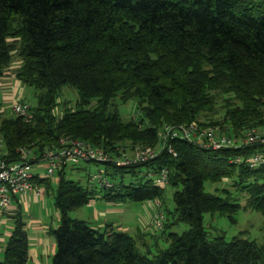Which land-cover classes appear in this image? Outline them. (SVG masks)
<instances>
[{"label":"trees","instance_id":"obj_1","mask_svg":"<svg viewBox=\"0 0 264 264\" xmlns=\"http://www.w3.org/2000/svg\"><path fill=\"white\" fill-rule=\"evenodd\" d=\"M14 77L33 90V119L26 123L0 112L1 157L21 161L19 150L41 153L69 136L112 157L131 156L136 146L158 149L164 124L219 126L237 134L264 126V0H0V78L12 57ZM76 92L73 104L58 101L61 89ZM132 100L124 120L118 104ZM59 107V108H58ZM175 155L158 151L146 162L104 164L105 175L144 166L134 186L112 182L101 198L119 202L157 200L162 229L131 235L106 224L95 228L68 211L88 204L95 187L67 179L64 165L52 178L34 177L44 191L55 184L58 225L52 264H264V245L241 236L207 237L204 213L231 218L240 205L230 190L205 192L204 182H225L243 195L245 207L264 214V165L230 163L235 155L263 152L241 148L202 149L180 138L168 140ZM30 163H33L29 159ZM167 184H154L160 169ZM88 177V175H87ZM54 179V181H53ZM172 190L167 206L166 189ZM16 196L3 212L11 223L0 264H27L29 239ZM232 219V218H231ZM185 224L180 234L174 226ZM167 243L141 252L146 238Z\"/></svg>","mask_w":264,"mask_h":264},{"label":"built area","instance_id":"obj_2","mask_svg":"<svg viewBox=\"0 0 264 264\" xmlns=\"http://www.w3.org/2000/svg\"><path fill=\"white\" fill-rule=\"evenodd\" d=\"M30 105L20 98L11 102L10 113L24 122L32 121L33 116ZM158 149L136 146L131 156L114 158L102 149L93 147L82 140L63 136L58 139L57 146L46 149L41 153L29 152L24 148L19 150L22 160L6 162L2 159V141L0 139V213L9 212L12 209V199L16 196H30L42 198L43 189L32 184L34 177L52 178L56 170L64 165H76L81 162L114 163L124 166L132 163L146 162L156 156L158 151L166 150L175 155L168 140L180 138L187 142L198 145L202 149L218 150L222 148H241L251 144L264 145V126L252 127L240 130L237 134L223 131L219 126H208L203 130L197 128L195 123L178 128L170 124H164L158 131ZM29 159L33 161L30 163ZM230 163H245L249 168H258L264 165V151L254 152L243 157L235 155L229 159ZM39 167V170L33 169ZM42 170V171H41ZM87 182L90 187L109 189L112 182L106 177L104 169L88 174ZM154 184L164 187L167 184V171L160 169L154 178ZM153 213L145 216V226L148 229L158 231L162 229L164 216L159 209V202L152 200L146 202ZM144 221V220H143Z\"/></svg>","mask_w":264,"mask_h":264},{"label":"rangeland","instance_id":"obj_3","mask_svg":"<svg viewBox=\"0 0 264 264\" xmlns=\"http://www.w3.org/2000/svg\"><path fill=\"white\" fill-rule=\"evenodd\" d=\"M19 63V58L13 56L9 67L5 71L8 72V74H6L7 80L0 81V112L3 116L11 114L10 106L14 99L20 98L30 106H33L35 103L33 90L30 87L22 85L14 77L15 70ZM76 97L77 95L75 90L67 86H63L58 101L60 103L68 101L70 104H73ZM117 110L120 117L127 120L134 111V102L130 100L125 103L118 104ZM34 168L35 170L40 169L39 167H33V169ZM99 169H104V164L97 162H81L77 165V167H75V169L67 168L65 170V176L67 179L78 181L82 186H85L87 175L95 173ZM125 171L126 172H122V170H119L113 178L108 174L106 175L113 182L121 181L123 184H132L135 186L139 181V178L145 173L146 168L144 166H140L133 168L132 172L129 168H126ZM223 188L230 190V192L237 197L236 202L240 205V208L235 213L229 214L232 219L229 218L228 215H221L218 212L204 213L202 217V225L207 232V237L213 238L215 236H222L225 241H228L231 240L232 237L241 236L246 239L254 240L258 244L264 245V214L245 207L244 196L242 194H235V189L230 187L229 184L225 182L220 181L218 183H210L206 181L203 184L205 192L219 194L221 196L222 192H220V190ZM94 189L95 191L91 194V199H93L92 201L96 202L95 205H98V203L103 204L104 200L101 198L103 191H100L99 187H95ZM54 191L55 184L52 182L51 188L44 191L42 200H40L41 198H33V200L28 203L27 210L25 209V205L21 204L27 236L32 233V229L28 228L30 225L35 226L37 223H43L44 225H48V228L55 229L57 227V210L53 201ZM171 192L172 190L170 188L166 189L167 206L169 207L172 206L171 201L169 200ZM97 196L99 197L96 198ZM117 203L124 211L122 220L129 221V224L131 222L134 223L135 226L137 225L140 227L142 232H149V229L145 226V214L149 208L148 203L136 202L128 199L121 200ZM92 211L93 208H90V205L86 204L68 211V216L71 219L84 220L91 225L94 224V221L90 217ZM2 219L7 220L5 224L2 222L0 223V233L4 235L6 230L11 229V223L5 214L0 213V220ZM186 229L187 226L185 224H178L170 229V231L180 234ZM152 233H155L156 237L159 235V232ZM130 234L133 235V233ZM3 245H1L2 247L0 249V260H2ZM137 246L141 252L150 250L149 256H152L155 254V249L157 247L163 249L167 246V243L162 237L158 236L155 240L148 237L144 243L137 242ZM27 264H52V253L48 252L43 254L40 258L35 259L34 257H30Z\"/></svg>","mask_w":264,"mask_h":264},{"label":"crops","instance_id":"obj_4","mask_svg":"<svg viewBox=\"0 0 264 264\" xmlns=\"http://www.w3.org/2000/svg\"><path fill=\"white\" fill-rule=\"evenodd\" d=\"M6 74L8 72H5V76L0 78V81L7 80ZM97 196L96 198H98ZM34 197L30 196H23L18 199L20 204L25 205V209L27 210L28 203L33 200ZM43 198V196H42ZM42 198L40 200H42ZM91 199L88 202V205H90V208H93V211L91 212V219L94 221V224H91V226L95 228H103L106 224H110L112 227H114L117 230L124 231L127 233H133L136 234L140 227L137 225L135 226L134 223H130L127 220H122L124 211L120 207V205L117 202L113 201H106L104 200L103 204L95 205L96 202L92 201ZM98 208H97V207ZM153 213V209H147L146 216L149 214L151 215ZM58 220V216H57ZM7 222L6 219L0 220V223ZM29 229H32L31 235H28L29 239V250H28V256L35 258H40L43 254H46L48 252L52 253L54 252V241L53 238H51V235L48 233L49 228L48 225H44L43 223H37L35 226H29ZM10 230H6L5 234L0 233V249L1 245L4 244L5 238L9 235ZM132 235V234H131Z\"/></svg>","mask_w":264,"mask_h":264}]
</instances>
